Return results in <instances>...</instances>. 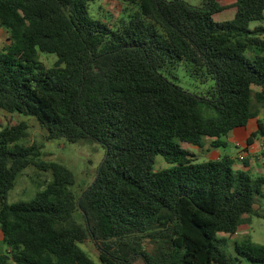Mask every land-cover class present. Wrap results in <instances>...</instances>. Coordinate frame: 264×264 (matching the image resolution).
<instances>
[{
  "label": "trees",
  "instance_id": "1",
  "mask_svg": "<svg viewBox=\"0 0 264 264\" xmlns=\"http://www.w3.org/2000/svg\"><path fill=\"white\" fill-rule=\"evenodd\" d=\"M94 0H0V109L34 117L45 139L104 148L80 195L73 172L19 144L24 121L0 129V264H264V244L231 240L264 197V175L219 155L197 161L184 145H226L264 104V0H119L138 9L111 29L88 11ZM230 7L233 17L215 20ZM259 24L250 27L249 23ZM55 54L45 67L39 53ZM183 63L203 93L162 71ZM257 87L258 89H254ZM257 130L246 138L250 144ZM247 152L246 147L242 149ZM156 156L171 166L154 168ZM237 159V158H236ZM239 160V159H238ZM28 165L51 172L28 201L7 202ZM260 165L264 168V154ZM92 241L94 261L80 246ZM152 243L150 250L145 243ZM231 244V251L228 247Z\"/></svg>",
  "mask_w": 264,
  "mask_h": 264
},
{
  "label": "rangeland",
  "instance_id": "2",
  "mask_svg": "<svg viewBox=\"0 0 264 264\" xmlns=\"http://www.w3.org/2000/svg\"><path fill=\"white\" fill-rule=\"evenodd\" d=\"M185 1L192 5H200L203 0ZM137 9L138 7L136 4L119 0H94L88 4L89 14L93 18L99 19L108 25L111 29H117L121 23L127 22L131 14H133ZM227 15L229 16V12L224 11L215 14L214 19L219 20ZM257 24H259L258 21H252L249 23V26L252 28ZM7 43L8 32L0 27V50ZM55 60V54L45 52L39 53V61H41L45 67L54 66ZM162 73L183 89L193 93H203L212 84L211 80L202 83L199 79L188 74L183 63L176 64L174 68L165 69ZM255 105L258 109L257 116H260L258 121L264 125V104L255 102ZM19 121H24L28 124V135L27 137L19 139V144L29 145L36 142L41 145L43 159L54 160L67 166L74 174L75 183L71 188L77 195H80L83 190L90 186L94 180L99 165L104 158V148L100 145V143L83 139L75 142H69L65 139L47 140L44 137V129L39 126L34 117L22 115L16 112L8 113L0 109V129L6 125L17 123ZM256 130L257 128L253 132ZM224 139L226 140V145L218 148L209 147V138L203 139V150L200 149L201 147L197 146H184L196 156H198L200 152H204V147L206 146V149L210 150L211 155L214 156L215 151H218L221 155L226 154L234 159L235 168L245 169L242 162L237 158V154L242 151V148L236 147L234 140L229 137ZM241 144L248 148L245 157L250 162V172L253 175H264V168L260 165L261 158L264 154V135H256L252 142L248 145L245 141H242ZM170 166L171 164L166 162L161 156L155 157V169H162ZM51 177L52 175L49 170L43 171L39 170L34 165H28L17 175L13 188L7 192V202L28 201L32 199L37 191L44 188L45 181L50 180ZM262 191L264 193V187ZM255 209L261 213L264 212V197L258 198L255 204ZM248 218L249 219L244 225V228L238 230V232L231 237V240H239L243 237L250 236L253 241L264 244V218L256 215H251ZM231 244L232 243H230V246L228 247L229 251H231ZM80 246L94 261H98L97 249L92 241H85L80 244ZM152 246V243H145V248L147 250H150ZM4 247L6 248V244H4ZM131 264H143V262L140 257H137L132 260Z\"/></svg>",
  "mask_w": 264,
  "mask_h": 264
},
{
  "label": "crops",
  "instance_id": "3",
  "mask_svg": "<svg viewBox=\"0 0 264 264\" xmlns=\"http://www.w3.org/2000/svg\"><path fill=\"white\" fill-rule=\"evenodd\" d=\"M220 4H222V5H230L231 3H233L235 0H217ZM229 12V16L227 15V16H224V17H222V18H220L219 20H227V19H230V18H232L233 17V9L232 8H230V7H227L226 9H224V10H222L221 12ZM220 12V13H221ZM254 89H258L257 87H255ZM259 117L260 116H257L255 119H251L248 123H247V125H246V127L244 128V130L243 131H240V132H236V131H234V132H231L230 134H229V138L230 139H232V140H234V143H235V146L236 147H240V146H242V141H244L245 140V138L250 134V133H252L256 128H257V120L259 119ZM264 126V125H263ZM255 127V128H254ZM236 140V141H235ZM190 146V145H189ZM195 147V146H194ZM187 148V147H186ZM207 147L205 146L204 147V152H200L199 153V155L198 156H196L193 152V154L195 155V158H196V160L197 161H203V160H208V159H216L219 155H221L218 151H215V155L213 156V155H211L210 154V150L209 149H206ZM200 149H202L203 150V148L201 147ZM246 149H248V148H246ZM209 151V152H208ZM246 153L247 152H245V155H246ZM249 219V218H248ZM247 219V220H248ZM247 223V222H246ZM246 223H244V224H242L241 225V227L239 228V230L240 229H242V228H244V225L246 224ZM238 232V231H237ZM4 244H6L5 242H4V240H3V234H2V231H1V229H0V254L1 253H4V252H6L7 250H8V247H7V245H6V248L4 247Z\"/></svg>",
  "mask_w": 264,
  "mask_h": 264
},
{
  "label": "built area",
  "instance_id": "4",
  "mask_svg": "<svg viewBox=\"0 0 264 264\" xmlns=\"http://www.w3.org/2000/svg\"><path fill=\"white\" fill-rule=\"evenodd\" d=\"M242 149L243 148H245V145H242V146H240ZM245 157V151H240L238 154H237V158L239 159V160H242L243 158Z\"/></svg>",
  "mask_w": 264,
  "mask_h": 264
}]
</instances>
